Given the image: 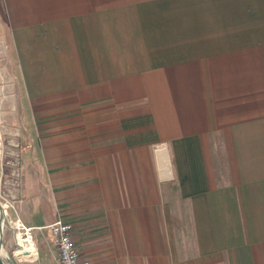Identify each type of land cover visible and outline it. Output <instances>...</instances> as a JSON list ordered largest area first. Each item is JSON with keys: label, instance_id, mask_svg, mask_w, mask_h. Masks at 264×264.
Wrapping results in <instances>:
<instances>
[{"label": "crops", "instance_id": "obj_1", "mask_svg": "<svg viewBox=\"0 0 264 264\" xmlns=\"http://www.w3.org/2000/svg\"><path fill=\"white\" fill-rule=\"evenodd\" d=\"M0 2L40 232L3 264H58L57 218L86 264H264V0Z\"/></svg>", "mask_w": 264, "mask_h": 264}, {"label": "rangeland", "instance_id": "obj_2", "mask_svg": "<svg viewBox=\"0 0 264 264\" xmlns=\"http://www.w3.org/2000/svg\"><path fill=\"white\" fill-rule=\"evenodd\" d=\"M15 51L13 33L9 31L0 2V202L11 205L15 201L16 190L20 184L19 170L22 166L18 159L21 151L26 148L23 128L25 118L29 116L21 109L20 94L23 87L18 77ZM7 216L2 237L5 233L12 236L15 233L8 223L14 220L10 208L7 210ZM32 235L37 241L40 232L34 231ZM46 248L47 245H44V249ZM43 255L41 252L42 258Z\"/></svg>", "mask_w": 264, "mask_h": 264}, {"label": "built area", "instance_id": "obj_3", "mask_svg": "<svg viewBox=\"0 0 264 264\" xmlns=\"http://www.w3.org/2000/svg\"><path fill=\"white\" fill-rule=\"evenodd\" d=\"M1 204L4 210L8 207H12L9 203L1 202ZM8 222L9 226L15 231V248L13 253L24 259H35L37 250L31 228L25 227L17 217ZM45 228L50 242L58 252V264H86L80 261L78 249L72 240L71 226L69 224L57 218Z\"/></svg>", "mask_w": 264, "mask_h": 264}, {"label": "water", "instance_id": "obj_4", "mask_svg": "<svg viewBox=\"0 0 264 264\" xmlns=\"http://www.w3.org/2000/svg\"><path fill=\"white\" fill-rule=\"evenodd\" d=\"M5 218H6V213H5V210H4V208L0 202V250H1L2 229L4 226ZM0 264H3L1 259H0Z\"/></svg>", "mask_w": 264, "mask_h": 264}]
</instances>
